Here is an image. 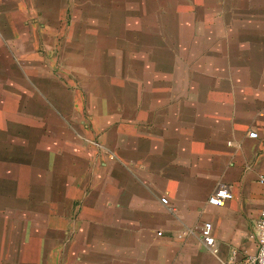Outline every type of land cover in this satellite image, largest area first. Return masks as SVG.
<instances>
[{
	"label": "crops",
	"instance_id": "1",
	"mask_svg": "<svg viewBox=\"0 0 264 264\" xmlns=\"http://www.w3.org/2000/svg\"><path fill=\"white\" fill-rule=\"evenodd\" d=\"M18 1L0 0V32L11 30L13 16L18 21ZM216 1L188 8L168 56L162 50L140 53L134 62L140 64L139 88L120 90L118 100L90 96L87 112L103 151L101 166L88 169L79 153L72 156L71 147L62 146L56 171L49 158L26 161L0 145V194L13 200L27 176L48 199L57 194L59 240L72 236L69 245L59 246L57 264H225L233 252L241 259L258 253L256 224L264 208V0H235L230 8H218ZM82 106L76 111L86 113ZM251 132L258 138H250ZM36 159L42 171L34 176L28 165ZM87 172L89 180H83ZM81 182L90 193L77 196L84 199L80 215L66 219L62 212L77 191L71 186ZM221 184L232 198L211 205ZM208 222L217 254L203 245L198 231ZM4 225L9 223L0 220V241L22 238L3 232ZM43 257L52 264L51 255ZM17 263L18 254L7 256L0 244V264Z\"/></svg>",
	"mask_w": 264,
	"mask_h": 264
},
{
	"label": "rangeland",
	"instance_id": "2",
	"mask_svg": "<svg viewBox=\"0 0 264 264\" xmlns=\"http://www.w3.org/2000/svg\"><path fill=\"white\" fill-rule=\"evenodd\" d=\"M18 3L19 22L13 16L11 30L0 32V145L4 153L26 161L35 155L49 158L51 169L56 171L63 160L62 146L71 147L72 156L79 153L88 169L105 163L96 127L89 118L92 114L87 112L90 96L107 99L112 95L118 100L120 90L139 88L140 64L134 62L140 53L162 50L167 54L173 50L171 38L177 37L178 26L185 23L182 16L188 8L203 7L201 0ZM216 3L218 8H230L235 0ZM76 106H82L86 113L76 111ZM28 168L34 176L42 171L37 159ZM86 175L81 176L83 180H89L88 172ZM32 181L30 176L23 177L13 200L0 194V220L9 223L2 226L3 232L22 237L0 244L7 256L18 254L17 264H48V258L43 257L47 254L52 256L50 262L57 264L59 246L69 245L72 236L59 240L61 210L54 206L57 194L48 199ZM47 183L56 184L57 180ZM71 188L83 191L71 193L74 198L62 212L66 219L74 220L84 200L77 196H88L90 188L85 182Z\"/></svg>",
	"mask_w": 264,
	"mask_h": 264
},
{
	"label": "built area",
	"instance_id": "3",
	"mask_svg": "<svg viewBox=\"0 0 264 264\" xmlns=\"http://www.w3.org/2000/svg\"><path fill=\"white\" fill-rule=\"evenodd\" d=\"M250 138H258L256 132L249 134ZM264 181V180H261ZM232 198V192L227 185L221 184L216 193L210 198L209 202L214 206H221L226 201ZM162 204L165 206L169 205L167 198H162ZM201 241L203 245L208 248L213 254H217L218 250L215 245V238L213 235V225L211 223H204L198 229ZM255 239L258 244V253L255 256H249L246 258H239L237 252H233L225 264H264V208L260 214L259 220L256 224Z\"/></svg>",
	"mask_w": 264,
	"mask_h": 264
}]
</instances>
